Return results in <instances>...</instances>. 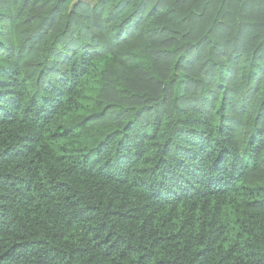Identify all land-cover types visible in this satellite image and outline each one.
Returning <instances> with one entry per match:
<instances>
[{
	"label": "trees",
	"instance_id": "obj_1",
	"mask_svg": "<svg viewBox=\"0 0 264 264\" xmlns=\"http://www.w3.org/2000/svg\"><path fill=\"white\" fill-rule=\"evenodd\" d=\"M0 264H264V0H0Z\"/></svg>",
	"mask_w": 264,
	"mask_h": 264
},
{
	"label": "rangeland",
	"instance_id": "obj_2",
	"mask_svg": "<svg viewBox=\"0 0 264 264\" xmlns=\"http://www.w3.org/2000/svg\"><path fill=\"white\" fill-rule=\"evenodd\" d=\"M87 1H91V0H87Z\"/></svg>",
	"mask_w": 264,
	"mask_h": 264
}]
</instances>
